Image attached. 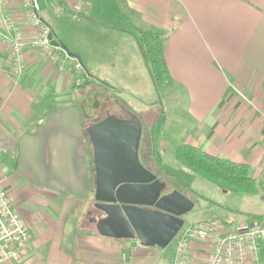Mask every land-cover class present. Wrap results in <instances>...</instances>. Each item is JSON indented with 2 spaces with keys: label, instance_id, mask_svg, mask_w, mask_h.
I'll return each mask as SVG.
<instances>
[{
  "label": "crops",
  "instance_id": "0c3cea01",
  "mask_svg": "<svg viewBox=\"0 0 264 264\" xmlns=\"http://www.w3.org/2000/svg\"><path fill=\"white\" fill-rule=\"evenodd\" d=\"M88 1L84 14L61 12L70 15L55 28L40 9L53 37L80 55L84 67L63 51L64 62L73 68L61 73L27 48L23 73L14 82L8 48L0 43V153L12 149L18 174L37 183V189L21 188L29 203L16 209L32 237L4 264H172L175 247L141 245L138 239L97 230L90 148L80 107L70 96L99 69L114 76L144 69L141 29L164 37L173 83L148 123L151 143L143 156L150 166L142 164L165 182L163 192H170V185L152 165L159 169L175 159L181 144L247 163L253 178L264 173V0ZM8 10L33 34L20 0H9ZM0 32L8 33L1 14ZM125 115L140 122V146L142 119L131 110ZM6 189L13 197L20 192L15 184ZM251 222L247 218L241 227ZM199 250L194 246V264L204 258Z\"/></svg>",
  "mask_w": 264,
  "mask_h": 264
},
{
  "label": "rangeland",
  "instance_id": "374dc122",
  "mask_svg": "<svg viewBox=\"0 0 264 264\" xmlns=\"http://www.w3.org/2000/svg\"><path fill=\"white\" fill-rule=\"evenodd\" d=\"M39 2L43 10L48 13V21L53 28L57 25L61 26L67 19V16L70 15V13H53L43 0H39ZM18 23L21 24L20 22ZM27 38L29 39L30 36ZM27 48L22 50L23 70L25 64L24 50ZM58 49L60 50L59 53L63 55V51L59 47ZM7 54L11 67L12 80L17 82L23 72L19 77L15 78L16 76L12 72L8 49ZM45 58L49 61L48 57ZM49 62L52 64V61ZM146 66L144 69L130 76H114V71L112 70L99 69L94 76H91V78H94L93 81L91 80L92 82L81 83L78 88L71 91L70 96L80 107L84 130L88 125L103 119L106 115L125 117L126 110H131L135 114H138L145 128L138 154L140 161L143 160L144 162L142 164L150 166V163L143 156L145 146L151 143L147 137V126L153 120L156 114L155 111H160L159 104L164 102L165 95H159L157 93ZM116 82H119L120 85H115ZM85 135L90 148V159L92 160L91 144L86 130ZM12 151V149L8 150V152ZM8 152L3 151L0 153V184L5 189L8 184L11 186L15 184L20 187L19 194L15 193L14 197L11 194L12 190L6 189L12 198L14 207L18 210L23 203H29V198H25V191L21 188L25 187L24 189H28V186H33L34 189H37V183L30 181L27 177L23 178L21 174H18L19 169L18 167L16 168L14 161L16 157L12 155L13 152L11 154ZM152 168L158 176L170 185V187H167L168 190L170 189L181 194L184 193L183 195L192 203L191 207L184 209V222L182 227L200 218H220L227 220V222L235 226L246 224L247 218L251 221L264 222V173L262 176L257 174L254 177L260 183V186L256 191L248 193L221 188L216 183L184 168L174 158L166 160L164 164L161 163L159 169L155 165H152ZM92 178L94 180L93 166ZM42 190L47 191L48 189ZM257 216H261V218H257ZM177 240L178 234L173 237L167 246L162 248L171 249L175 247ZM257 254L258 264H264V241L259 243Z\"/></svg>",
  "mask_w": 264,
  "mask_h": 264
},
{
  "label": "water",
  "instance_id": "95a60500",
  "mask_svg": "<svg viewBox=\"0 0 264 264\" xmlns=\"http://www.w3.org/2000/svg\"><path fill=\"white\" fill-rule=\"evenodd\" d=\"M84 67L81 57L49 35ZM94 169L96 228L101 235L138 239L141 245L167 246L183 225L192 203L181 193H164L165 182L142 165L138 156L141 125L137 119L106 115L86 127ZM252 225V223H250Z\"/></svg>",
  "mask_w": 264,
  "mask_h": 264
},
{
  "label": "built area",
  "instance_id": "2783aa9c",
  "mask_svg": "<svg viewBox=\"0 0 264 264\" xmlns=\"http://www.w3.org/2000/svg\"><path fill=\"white\" fill-rule=\"evenodd\" d=\"M9 0H0V14L8 33L0 32V43L8 46L12 72L15 78L23 72L22 50L26 47L49 61L61 73H68L72 67L66 65L58 47L50 44V27L40 17L39 0H20L26 13L27 24L35 29L28 35L8 10ZM53 13L69 11L84 14L88 0H43ZM30 38L28 39L27 37ZM246 226H235L220 218L190 222L178 231L172 264H194V246L204 253L200 264H258V244L264 241V222L252 221ZM28 223L17 212L12 198L0 184V264L17 257L24 245L31 239Z\"/></svg>",
  "mask_w": 264,
  "mask_h": 264
},
{
  "label": "trees",
  "instance_id": "16d2710c",
  "mask_svg": "<svg viewBox=\"0 0 264 264\" xmlns=\"http://www.w3.org/2000/svg\"><path fill=\"white\" fill-rule=\"evenodd\" d=\"M140 33L148 70L155 89L159 95L166 96L173 83L163 56L165 39L161 33L153 29H141ZM85 77L87 83L94 79L87 75ZM175 159L184 168L216 183L221 188L251 193L260 186V183L250 176L247 163L234 162L228 158L211 155L197 146L188 144L177 146Z\"/></svg>",
  "mask_w": 264,
  "mask_h": 264
},
{
  "label": "flooded vegetation",
  "instance_id": "af4514ba",
  "mask_svg": "<svg viewBox=\"0 0 264 264\" xmlns=\"http://www.w3.org/2000/svg\"><path fill=\"white\" fill-rule=\"evenodd\" d=\"M95 203V201L93 202V204ZM95 206V205H94ZM96 208V207H95ZM96 211L98 212V209L96 208Z\"/></svg>",
  "mask_w": 264,
  "mask_h": 264
}]
</instances>
